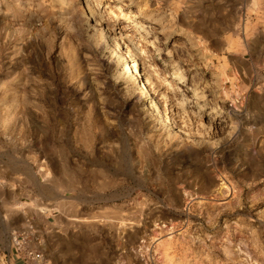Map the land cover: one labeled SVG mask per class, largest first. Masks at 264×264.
<instances>
[{
  "label": "rangeland",
  "instance_id": "rangeland-1",
  "mask_svg": "<svg viewBox=\"0 0 264 264\" xmlns=\"http://www.w3.org/2000/svg\"><path fill=\"white\" fill-rule=\"evenodd\" d=\"M124 1L0 0V264H264V0Z\"/></svg>",
  "mask_w": 264,
  "mask_h": 264
},
{
  "label": "bare ground",
  "instance_id": "bare-ground-1",
  "mask_svg": "<svg viewBox=\"0 0 264 264\" xmlns=\"http://www.w3.org/2000/svg\"><path fill=\"white\" fill-rule=\"evenodd\" d=\"M123 1L124 0H102L105 9L108 8L113 11H118L120 15L128 16L130 14L128 13L129 8L126 7L127 5H125ZM65 3L68 5V7L69 6L74 7L73 0H65ZM89 18L95 24H98L96 20L97 17L94 12L89 14ZM129 18L131 19V17ZM133 21L134 20H131V23L128 24L126 28L133 32H137L140 26H143V25L135 24ZM117 36L118 38L114 36L113 40L116 42L117 46L119 47L117 48L120 50V52H123L124 54V48L126 49V52H125L126 55L125 56L123 55V56L126 57L128 61L126 63L127 65L124 68H125V71L128 74H130L133 80L139 83V87L141 89L139 98H142V96H146L150 94L152 96V104L156 105V103H158V104L167 105L168 99H169L168 94H169V91L171 90L170 85L168 84V79L164 76H160L158 65H156L155 63L146 62L144 58L145 48L142 46L143 39L137 40L136 38H132V36L127 33H119ZM120 40L126 41L128 42V44L125 45V47H123L120 43ZM121 62H122V58H121ZM106 63L110 67L114 65L113 59H110ZM169 66L173 67L174 69L173 74L175 77H174L173 82L175 83H172V85L175 86V89L181 90L182 86H185L184 84L185 75L183 72L180 71V69H177L178 66H176L175 63H170ZM159 80L161 81V85L157 84ZM197 90H198L197 87L192 86L190 91L193 93V95H197Z\"/></svg>",
  "mask_w": 264,
  "mask_h": 264
},
{
  "label": "built area",
  "instance_id": "built-area-1",
  "mask_svg": "<svg viewBox=\"0 0 264 264\" xmlns=\"http://www.w3.org/2000/svg\"><path fill=\"white\" fill-rule=\"evenodd\" d=\"M20 248V247H19ZM19 255L16 259L23 260L28 264H49L41 252L32 249L21 248L18 250Z\"/></svg>",
  "mask_w": 264,
  "mask_h": 264
},
{
  "label": "crops",
  "instance_id": "crops-1",
  "mask_svg": "<svg viewBox=\"0 0 264 264\" xmlns=\"http://www.w3.org/2000/svg\"><path fill=\"white\" fill-rule=\"evenodd\" d=\"M14 264H28V263H25L23 260L20 259H15Z\"/></svg>",
  "mask_w": 264,
  "mask_h": 264
}]
</instances>
